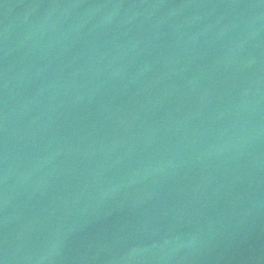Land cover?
Masks as SVG:
<instances>
[{
    "label": "water",
    "instance_id": "95a60500",
    "mask_svg": "<svg viewBox=\"0 0 264 264\" xmlns=\"http://www.w3.org/2000/svg\"><path fill=\"white\" fill-rule=\"evenodd\" d=\"M0 264H264V0H0Z\"/></svg>",
    "mask_w": 264,
    "mask_h": 264
}]
</instances>
